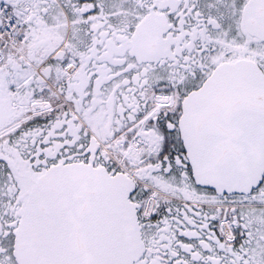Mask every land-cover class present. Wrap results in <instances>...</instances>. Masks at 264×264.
<instances>
[{"label":"snow or ice","instance_id":"1","mask_svg":"<svg viewBox=\"0 0 264 264\" xmlns=\"http://www.w3.org/2000/svg\"><path fill=\"white\" fill-rule=\"evenodd\" d=\"M0 264H264V0H0Z\"/></svg>","mask_w":264,"mask_h":264}]
</instances>
